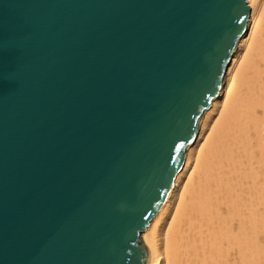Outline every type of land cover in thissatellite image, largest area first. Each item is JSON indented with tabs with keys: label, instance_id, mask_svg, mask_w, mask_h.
Returning <instances> with one entry per match:
<instances>
[{
	"label": "water",
	"instance_id": "water-1",
	"mask_svg": "<svg viewBox=\"0 0 264 264\" xmlns=\"http://www.w3.org/2000/svg\"><path fill=\"white\" fill-rule=\"evenodd\" d=\"M247 0H0V264H150Z\"/></svg>",
	"mask_w": 264,
	"mask_h": 264
},
{
	"label": "bare ground",
	"instance_id": "bare-ground-1",
	"mask_svg": "<svg viewBox=\"0 0 264 264\" xmlns=\"http://www.w3.org/2000/svg\"><path fill=\"white\" fill-rule=\"evenodd\" d=\"M247 2L218 97L142 233L150 264H264V0Z\"/></svg>",
	"mask_w": 264,
	"mask_h": 264
},
{
	"label": "rangeland",
	"instance_id": "rangeland-1",
	"mask_svg": "<svg viewBox=\"0 0 264 264\" xmlns=\"http://www.w3.org/2000/svg\"><path fill=\"white\" fill-rule=\"evenodd\" d=\"M261 112L264 113V108H263V109H262V108H261V109H260V108L258 109L257 114H256V117H259V118L261 119V121L263 122V121H264V114H262ZM260 113H261V114H260ZM259 118H258V121L260 120ZM262 119H263V120H262ZM262 122H261V123H262ZM259 123H260V122H259ZM263 124H264V122H263ZM253 142L255 143L256 140L252 141V143H253ZM261 142H262V141H261ZM256 143H257V142H256ZM263 143H264V142H263ZM263 243H264V241H263Z\"/></svg>",
	"mask_w": 264,
	"mask_h": 264
}]
</instances>
